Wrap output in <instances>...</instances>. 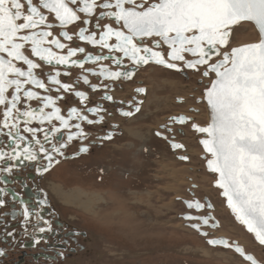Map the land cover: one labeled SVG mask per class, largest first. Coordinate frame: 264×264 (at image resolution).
<instances>
[{
  "label": "snow or ice",
  "instance_id": "1",
  "mask_svg": "<svg viewBox=\"0 0 264 264\" xmlns=\"http://www.w3.org/2000/svg\"><path fill=\"white\" fill-rule=\"evenodd\" d=\"M104 20L110 23L102 24ZM249 22L258 29V42L231 47L229 51L236 30ZM73 24L79 27L76 33L79 41L99 45L109 55H93L86 53L84 47L62 43L61 38L73 41V35L65 30ZM57 29L59 32L55 34ZM113 37L115 42L109 43ZM53 48L66 49L67 54H58ZM77 53L84 54L83 59H70ZM189 55L191 59L187 58ZM213 55L217 57L215 61ZM109 59L124 70L111 71L102 66L97 72L85 68L88 62L95 64ZM125 59L130 66L125 65ZM149 63L176 71L193 70L206 78L214 74L204 93L210 122L207 126H192L195 131L206 134L200 143L211 156L207 159V168L217 175L215 185L222 190L227 207L236 221L264 245V0H0V209L9 203L12 205L10 212H0V230L5 238H11L13 245L24 246L18 236L28 237L36 247L42 241L48 244L45 234L59 235L44 214L49 207L47 194L33 206L11 187L17 181L21 188L28 187L26 178L19 177L18 173L32 167L37 176H42L59 163L57 156L65 157L64 150L72 141L88 139L81 122L93 125L104 120L99 113L106 110L100 106L71 107L67 118L61 114L57 106V101L64 99L61 93L73 91L81 102L87 101L88 96L75 90L74 85L63 83L58 66H79L106 79H131L138 67ZM45 65L50 70L45 71ZM69 74L70 69H66L64 75ZM80 79L84 84L90 83L87 75ZM90 87L96 91L98 86ZM33 88L42 89L45 94ZM53 91L56 96L52 95ZM103 99L112 97L105 95ZM33 100L37 107L32 106ZM85 111L98 119H89ZM139 111L137 105L134 112L121 111V115L130 117ZM171 119L183 124L187 118ZM73 120L78 122L70 123ZM55 121L59 122L58 127ZM33 122L39 127H33ZM111 138L112 134L108 133L99 139ZM171 147L184 146L173 142ZM88 151L87 146L79 148V153ZM17 203L20 210L16 209ZM185 203L189 209L213 208L209 202ZM8 216L18 221L19 232L10 229L5 219ZM183 218L200 221L190 227L205 237L209 233L202 230L203 226L217 227L210 213L189 214ZM210 221L213 222L210 224ZM71 235L75 238L81 233ZM59 243L67 244V239ZM207 244L234 248L245 261L259 264L253 255L227 239L209 238ZM48 247L55 253L48 257L50 260L62 258L65 251L72 250L58 248L56 243ZM5 255V250L0 249V257Z\"/></svg>",
  "mask_w": 264,
  "mask_h": 264
},
{
  "label": "rangeland",
  "instance_id": "2",
  "mask_svg": "<svg viewBox=\"0 0 264 264\" xmlns=\"http://www.w3.org/2000/svg\"><path fill=\"white\" fill-rule=\"evenodd\" d=\"M258 38L259 36L253 26L246 24L242 29L238 28L236 30L228 50L231 47H237L236 45L256 42ZM141 74L140 78L145 82H142V84H148L149 89L155 87V97H159L161 102L157 103L156 106H149L148 110L145 109L142 116L133 121L132 127L146 129L149 132L148 136L151 137L152 130H157V127L164 121V116H166V120L169 118L165 111L167 113H180L187 111L190 107H193L196 111L198 110L199 114H196L195 117L197 125H205L208 122L203 99L204 91L209 87L211 77L208 78V81L205 78L202 81H197L199 77L195 76V78L192 77L193 79L189 80L182 75H174L151 66L147 68L145 73L142 72ZM150 78L158 79L157 82L170 81L175 85L154 84ZM135 85L134 82L132 86ZM158 87L160 88L159 92ZM130 88L129 86L125 87L127 93ZM117 95L124 96L119 92ZM180 97L184 99V102L181 105H176V99ZM125 130L127 132V129ZM142 135L143 133L138 132L132 134V136L130 135V137L137 138ZM189 135L191 136L187 137L185 141L191 151L197 152L195 155H191L192 158L188 164L177 161L166 152L165 157L162 158L163 161L150 154L149 162L146 163L148 168H146L143 179L144 186L139 189L141 191L135 188L142 186L140 183L143 176H139L138 182H136V179H130L132 193H134L128 199L133 203L131 205L128 202L131 205L129 206L131 210L125 209L123 202H121V206L118 204L116 207L114 204L112 205L113 201L109 199L111 194L108 195V192H105L108 189L107 185L101 187L100 190L102 191L96 190L95 185L100 187V183H96L94 179L88 178L85 181V179H77L78 177H70L67 182L63 183L64 186L77 192L80 191L85 195L90 196L93 193L97 195L94 197L93 210L95 211L86 214L81 207L77 205L73 207V204H67L66 198L58 193L57 197L60 201L63 200L62 202L67 206L69 205L70 208L88 216L83 224L80 223V226L89 235L85 251L81 257H77L75 262H69L68 264H249L231 250L208 246L206 238L201 237L196 231L187 227L183 219L179 218V215L185 209L176 199L178 197L182 199L189 198L188 189H197L194 192L196 193L194 197L198 199L208 198L214 207L213 214L219 221L220 227L216 230H210L208 237H225L231 241H236L244 247L246 253L253 254L258 261L264 264V247L258 245L252 234L248 233L236 221L226 207L225 200L220 195V190L214 187L215 177L206 170V160L203 159V156L201 157L203 150L197 144V139H200V136H194L193 133ZM151 140L153 138L150 139V145L153 143ZM153 146L162 149L163 145L154 143ZM187 153L189 154V150ZM135 163L134 161L130 162V166L135 165ZM191 168L192 170L189 172L188 170ZM49 188H51V185ZM62 192L66 191L62 190ZM67 192L69 194L71 190H67ZM125 196L129 197L120 193L117 196L115 195L114 198H125ZM99 199L102 201H99ZM120 212L123 214L116 218L112 215ZM204 250L209 253V256L203 255Z\"/></svg>",
  "mask_w": 264,
  "mask_h": 264
},
{
  "label": "flooded vegetation",
  "instance_id": "3",
  "mask_svg": "<svg viewBox=\"0 0 264 264\" xmlns=\"http://www.w3.org/2000/svg\"><path fill=\"white\" fill-rule=\"evenodd\" d=\"M107 23H110V21L105 20V22L102 24H107ZM112 26L115 27V25ZM77 29H79L78 26H76V28L69 30V34H73ZM90 30L94 31L93 28H91ZM72 42L73 43L71 47H77V46L84 47L86 53H91L93 55L96 54L108 55V53L105 50H102L100 48H92L87 45H80L75 43L74 40ZM60 54H64V53H60ZM187 58L191 59L188 56ZM80 59L81 58H77L76 60H80ZM124 63L125 65H129V61L127 60H125ZM101 65L108 67L109 70L111 71L124 70L122 67L118 68L112 62V60L109 61L105 60ZM69 67H71V65ZM148 67L150 66L139 68L137 69L139 72L136 70L137 72L135 71V74L132 76L133 78L131 79L120 78V80L117 81L116 83H101L100 81L91 79V85H97L98 86L97 88L99 89H97V91H93L94 93H92L86 88L83 87L81 88L82 90L86 91L88 94V100L84 101L85 106H82V104L74 100L73 96L70 93L71 91L60 94L64 97V99L58 100L57 106L61 108V114L64 115L66 118H67V110L70 109L71 107H76L77 109H86L95 106H100L102 109L106 110V111H101L99 113V115L104 116L103 122L93 125H88L86 122H81V126L84 128V131L88 134L87 140L72 141L71 144L67 147V149L64 150L65 157L67 158L57 156L56 159L59 160V163L54 164V166L48 172H45L42 176H37L32 167H27L22 169L18 173V176L21 178H26L25 182L27 183L28 187L21 188L19 181L13 183L11 187L16 192L20 193L22 197L27 199L29 203L32 204L33 206H35V201L37 199L43 198L44 195L47 194L49 207L45 209L44 214L46 218L52 221L53 228H56L59 231L58 236L45 234L47 235L48 238V244L56 243V246L58 248H70L72 250L65 251L62 258L57 256L55 260H50L48 259V257L55 255V253L52 251V249L48 247V244H45L42 241L40 245L33 247L32 242L28 237L21 238L18 236V240L23 239L24 246H21L20 243L13 245L11 238H5L3 231L0 230V249H4L6 252L5 256L0 257V264H68L69 262H75L77 257H81L83 255L89 235L87 234L86 231H84L82 226H80V223L83 224L84 220L87 219L88 216H86L82 212L70 208L62 201H60L50 190L49 186L51 184L53 183L63 184L67 182V180H69L70 177L71 178L78 177L77 179H81V180L85 179V181L88 178H91V180L94 179L96 183H100V187H97V185H95L97 188L96 190L99 189V191H102L100 190L102 189L101 187H105L107 185L108 189L110 190L107 189L106 192L111 194L110 198L112 199V201L114 200L113 202L115 203V206L116 204L121 206L122 204H119V202H123L124 208L131 210V207L129 208V206H131L133 203L128 200L131 198L130 196L129 197L125 196V198L124 197L117 198L119 201H116L117 199L116 197L114 198V196L115 195L117 196L120 193L127 195L132 188L130 179L131 178L133 180L136 179L137 180L136 182H138L140 179L139 176H143V178L141 179L142 182L140 183L142 186L139 188L137 187L135 189L141 191L139 189H142L144 186L143 179L146 172V168H148L146 163L149 162V157L151 155L155 158H160L162 160V158L165 157L166 155L165 152H166L167 154H170L172 158L176 159L177 161L184 162L186 164H188L191 161L192 157L187 153L190 147L185 140L187 139V137L191 136L189 135L190 133H193L194 136H197L196 132L192 129L193 128L192 125L196 124L197 122L195 121L196 120L195 117L192 115L193 114L196 115L199 113L198 110L196 111L193 107H190L187 111L180 113L177 112L167 113L165 111V114L167 116L169 115V118L166 120V116H164L165 119L157 127V130L154 131L152 130L151 137L148 136L149 133L146 129L143 130L142 128L140 129V128L132 127L133 119L136 117L140 118L142 115L139 116V114L140 113L143 114L144 112V111L141 112V110L143 109V105H144L143 97L145 96L146 91H144L143 95H140L136 93V90L138 88H143L145 90V86L142 84V82L144 83V81H142V79L139 78L138 75L142 72L145 73ZM151 67H155V66H151ZM86 68H93L96 70V66L93 67L88 66ZM157 68H160L169 73H173L174 75H178V74L182 75L184 76V78L189 80L192 77L193 78L199 77L197 78V81H202L203 78H206L203 77L200 74V72H196L193 70L185 69L184 71H176L161 67H157ZM44 70L48 71L50 69L47 65H45ZM57 70L61 71V73L65 72L63 69L60 68H58ZM202 70L203 68H201V71ZM70 74L72 76H75L76 74H78V71L72 70L70 71ZM168 75H172V74H168ZM59 78L63 83H68L70 85L73 84L72 78H68L64 75H61ZM134 82L136 83V85L132 86ZM127 86L131 87L128 90V93L125 90V87ZM101 88H105L106 91L102 90ZM33 90L40 92L41 95L45 94L44 90L42 89L33 88ZM118 92L126 97L117 95ZM52 95L56 96L57 93L53 91ZM105 95L111 96L112 99L111 100L103 99ZM134 99L139 100V103H136ZM140 102H142L143 104ZM176 102H177L176 105H181L184 102V99L181 97L177 98ZM31 104L33 107H37V102L35 100H33ZM137 105L140 107V111L135 112L133 116L125 117L121 115V111L134 112L135 106ZM84 114H86V111L84 112ZM180 116H184L188 119V120L186 119V123L184 125H178L177 122H173L171 119L172 117H180ZM88 117L89 119H98V116L96 115L88 116ZM142 120H146V119H142ZM54 123L56 124L57 127L59 126L58 121H55ZM70 123H76V121H71ZM32 126L39 127V125L36 122H33ZM45 127H47V124H45ZM129 128L139 130L138 132L143 133V135L138 138H132L130 137V134H127L125 130ZM169 128L171 129V131L168 130ZM62 131H66V130H62ZM72 131H75V129H72ZM157 132L162 133V135L157 136L156 135ZM108 133L112 134L111 139H107V140L99 139L100 137H104ZM38 137L42 138V134L38 133ZM164 137H166L167 139H165ZM151 138H153V140H151V142L153 143L150 145ZM4 140L5 142H7L6 137L4 138ZM198 140L199 139H197V144L199 145ZM173 142L180 143L184 147L181 149H173L171 147V144ZM154 143H157V145L160 144L163 145L161 147L162 149L153 146ZM81 146H87L89 151L87 153H79V148ZM181 156H187L189 159L181 160L179 159V157ZM202 156H204V154L201 155V157ZM133 161L136 163L135 165H131L132 166L131 168L130 162ZM102 184L105 185L101 186ZM194 190L188 189V193L190 195L189 198L182 199L181 197H178L176 199L177 202L181 203L185 209V211L181 215H179L180 219L181 216H183L184 214L204 216L207 212L206 211L202 213H196L193 210L192 211L187 210L182 200H192L194 197L192 196V194L196 196V193L194 192H196L197 189ZM5 199L9 200L10 198L5 197ZM199 200L203 202L204 198ZM128 202L129 204L131 203V205H129ZM114 203H112V205ZM11 207L12 205L11 203H9L4 209H0V212H10ZM16 209L17 210L21 209V206L18 203L16 204ZM48 213H53V214L49 216ZM5 219L9 222L10 229L15 228L17 229V232L20 231L18 221H12L10 216L5 217ZM20 219H22V217ZM184 223L187 224L185 221ZM205 230H207L208 232L210 231L209 228H206ZM73 232L81 233V235L72 238L71 234ZM63 239H67V244L59 243V241Z\"/></svg>",
  "mask_w": 264,
  "mask_h": 264
},
{
  "label": "water",
  "instance_id": "4",
  "mask_svg": "<svg viewBox=\"0 0 264 264\" xmlns=\"http://www.w3.org/2000/svg\"><path fill=\"white\" fill-rule=\"evenodd\" d=\"M105 22V20L104 21H102L101 23H104ZM247 24H250V25H252L253 27H254V29L256 30V32H257V34H258V29L255 27V25L254 24H252L251 22H249V23H247ZM76 26H77V24H73V25H69V26H67V28L65 29V30H67V31H69V30H71V29H73V28H76ZM84 26V25H83ZM115 27H119V25H115ZM94 29V28H93ZM78 31H79V29H77L73 34H70V35H73V40L75 41V43H77V44H80V45H87V46H90V47H92V48H100V46L99 45H96V46H93V45H90V44H88L87 42H84V41H79L78 40V38H77V36H76V33H78ZM94 31H96L95 29H94ZM57 32H59V29H57ZM58 34V33H57ZM98 36H99V33H97V38H98ZM258 36H259V34H258ZM259 40V39H258ZM61 42L62 43H65V44H69L70 46H72V41L70 42V41H66V40H64L63 38H61ZM115 42V37H113L110 41H109V43H114ZM256 42H258V41H256ZM254 43V42H253ZM246 45V44H245ZM241 46H243V45H241ZM166 47V46H165ZM101 49V48H100ZM53 50L54 51H56L58 54H60V53H64L65 55L67 54V50L65 49V50H59V49H55V48H53ZM102 50H105L107 53H108V55H109V52H108V50L107 49H102ZM230 51V50H229ZM115 55L116 54H118V53H114ZM118 55H120V54H118ZM83 57H84V54H81V53H77L76 54V56H74V57H71L70 59H72V60H76L77 58H81V59H83ZM188 57H190V58H192L190 55L188 56ZM38 59V58H37ZM215 59H217V57L215 56V55H213V57H212V60H215ZM109 60H111V59H109ZM108 60V61H109ZM125 60H127V59H125ZM105 60H102V61H100V62H98V63H93V62H88L86 65H85V68L86 67H88V66H90V67H93V66H96V70L95 71H99V69H100V67H102L103 65H101L103 62H104ZM147 66H155V67H161V68H166V67H164V66H160V65H156L155 63H149V64H147V65H143V66H140V67H138L137 69H139V68H144V67H147ZM104 67H106V66H104ZM58 68H60V69H63L64 71L66 70V69H70V71H72V70H76V71H78V74H76L75 76H72L71 74H69V75H64V72L62 73V75H64V76H66V77H68V78H72V81H73V84H71V85H74L75 86V90H77V91H83V92H85L86 94H87V92L86 91H84V90H82L81 88L83 87V88H86V89H88L90 92H92V93H94L93 92V90L91 89V87H90V85H91V79H95L96 81H100L101 83H116L117 81H119L120 79H106V78H104V77H98V76H96V75H93L92 73H90V72H87V71H85V70H82V69H80L79 68V66H71V67H69V66H64V65H60V66H58ZM108 68V67H107ZM109 69V68H108ZM136 69V70H137ZM166 69H168V68H166ZM172 70V69H171ZM119 71V70H118ZM83 75H87L88 76V79H89V84H84V82H83V80L82 79H80V77H82ZM212 79H214V74H213V78ZM210 84H211V82H210ZM209 87H210V85H209ZM97 89H99V88H97ZM102 90H104V91H106V89L105 88H101ZM71 93V95L73 96V98H74V100L75 101H78L80 104H82V106H85L84 105V102H81L80 101V99L78 98V97H76L75 96V94H74V92L73 91H71L70 92ZM136 93L137 94H140V95H143L144 94V92H142V93H139V92H137L136 91ZM204 93H205V91H204ZM87 96H88V94H87ZM135 100V102L136 103H139V100H136V99H134ZM202 101V100H201ZM200 101V102H201ZM204 101V104H205V106H206V111H207V115H208V122L205 124V125H202V126H207V124L210 122V109H209V107H208V105H207V103H206V100L204 99L203 100ZM86 114H88V116H94L92 113H88V112H86ZM73 121H75V120H73ZM77 122V121H76ZM186 123V122H185ZM185 123H183V124H181V123H179V122H177V124L178 125H184ZM200 126V125H199ZM193 130H194V128H192ZM195 131V130H194ZM196 132V134L197 135H199L200 136V139L198 140V142H199V145L201 146V148H202V150H203V154H204V159L206 160L205 161V167H206V170L210 173V174H212V175H214V177H215V181H216V179L218 178L217 177V175L215 174V173H212V172H210L209 170H208V168H207V159H211V156H210V154H208V153H206L205 152V150H204V148H203V145L200 143V140H202V139H205L206 138V134H203V133H199V132H197V131H195ZM214 187L215 188H217V189H219L218 187H216V185H215V182H214ZM220 190V192L222 193V190L221 189H219ZM220 193V195H221V197L225 200V204H226V207H227V202H226V198L225 197H223L222 196V194ZM192 196H194L193 194H192ZM183 201V203L185 204V206H186V208H187V210H189V211H195L196 213H202V212H204L205 210L207 211L206 212V214L205 215H208L209 213L211 214V216H213L214 218H215V216H214V214H213V209H214V207L212 208V209H208L207 207H205V209H202V210H196L195 208H193V209H189L188 207H187V205H186V203H185V201H200L198 198H196V197H193V199L192 200H182ZM201 202V201H200ZM205 202H209V203H211V201L208 199V198H204V200H203V202H201V203H205ZM212 204V203H211ZM228 208V207H227ZM228 210L231 212V210L228 208ZM232 214V213H231ZM185 215H189V214H184L183 216H181V218L187 223V224H185L187 227H189V228H191L190 227V224H192V223H200V221H197V220H192V221H188V220H185L183 217L185 216ZM204 215V216H205ZM233 215V214H232ZM193 216H200V215H193ZM234 216V215H233ZM235 218V217H234ZM192 222V223H191ZM213 221H210V224L212 223ZM214 222L217 224V227L216 228H211L210 226H203V231H206L205 229L206 228H209L210 230H216L217 228H219L220 227V223H219V221L215 218V220H214ZM238 222V221H237ZM239 223V222H238ZM240 224V223H239ZM241 225V224H240ZM242 226V225H241ZM243 228H245L244 226H243ZM191 229H193V228H191ZM194 231H196L195 229H193ZM245 230H246V228H245ZM247 231V230H246ZM201 237H204V238H206V243H207V239H209V237H205V236H203V235H201V233L200 232H198V231H196ZM208 232V231H207ZM209 233V232H208ZM251 234V233H250ZM210 235V234H209ZM252 236H253V238H254V240H255V237H254V235L252 234ZM218 238H224V239H227V240H229L231 243H234V244H238V242H236V241H231L230 239H228V238H225V237H218ZM256 241V240H255ZM256 243L258 244V245H260L259 243H258V241H256ZM240 247H242L243 249H244V247L243 246H241L240 244H238ZM208 246H210V247H212V248H222V249H225V250H231V251H233L237 256H239V257H241L238 253H236L235 251H234V248H231V249H226V248H223L222 246H211V245H209L208 244ZM261 247H264V245H260ZM245 253H246V251H245ZM246 254H250V253H246ZM251 255H253V254H251ZM254 256V255H253ZM255 257V256H254ZM243 260H244V258L243 257H241ZM256 258V257H255ZM257 259V258H256ZM258 260V259H257ZM245 261V260H244ZM245 262H247V261H245ZM259 262V264H262L260 261H258ZM247 263H249L250 264V262H247Z\"/></svg>",
  "mask_w": 264,
  "mask_h": 264
},
{
  "label": "bare ground",
  "instance_id": "5",
  "mask_svg": "<svg viewBox=\"0 0 264 264\" xmlns=\"http://www.w3.org/2000/svg\"><path fill=\"white\" fill-rule=\"evenodd\" d=\"M254 28V27H253ZM256 31V30H255ZM259 39V38H258ZM251 43H253V42H251ZM246 44H249V43H246ZM242 45H245V44H242ZM236 46H238V45H236ZM239 46H241V45H239ZM70 66V65H69ZM86 69H88V68H86ZM138 71V70H137ZM136 71V72H137ZM63 72V71H62ZM139 72V71H138ZM151 72V71H150ZM141 74V73H140ZM138 75V77L140 78L141 77V75ZM153 75V74H152ZM136 77V76H135ZM133 78V77H132ZM213 78V75H212V77H211V79ZM153 82H154V84H163V86L164 85H171V86H173V85H175L173 82H170V81H162V82H157V80L155 79V78H150ZM205 79H207V78H205ZM207 81H208V79H207ZM154 89V91H152ZM158 89V92L160 91V88L158 87L157 88ZM97 91V90H96ZM152 91V92H151ZM98 92H99V90H98ZM149 92H151L150 94H149ZM146 93V92H145ZM156 92H155V87H152V88H148V92H147V99H146V101H145V104H144V106H143V109L141 110V112L142 111H144L145 109L146 110H148L149 109V106H151L152 105V107L153 106H156V104L157 103H159V102H161V100H160V98L159 97H155L156 95ZM114 99V98H113ZM163 100V99H162ZM204 100V99H203ZM96 101V100H95ZM164 101V100H163ZM90 102V101H89ZM112 102H113V100H112ZM204 102V101H203ZM88 103V102H87ZM86 103V104H87ZM143 104V103H142ZM141 104V105H142ZM105 105V104H104ZM107 105H109V104H107ZM103 107V106H102ZM206 107V106H205ZM142 108V107H141ZM112 109V108H111ZM192 113V112H191ZM142 115V113H140L139 114V116H141ZM138 116V117H139ZM146 116V115H145ZM192 116H194V117H196V115H192ZM207 118H208V115H207ZM119 120V119H118ZM188 120V119H187ZM122 121V120H121ZM172 123V122H171ZM123 124H124V122H123ZM173 126V125H172ZM133 131H135V132H133ZM138 131L139 130H135V129H127V134H130V135H132V134H137L138 133ZM145 133V132H144ZM149 133V132H148ZM134 136V135H133ZM138 138V137H137ZM141 139V138H140ZM196 152L197 151H194V150H190L189 149V155L191 156H193V155H195L196 154ZM194 153V154H193ZM191 156V157H192ZM188 168H190L189 166H188ZM190 170H192V168L191 169H189L188 171L189 172H191ZM187 171V172H188ZM52 181V180H51ZM48 182V181H47ZM65 184H61V183H57V184H55V183H53V184H51V188H50V190L54 193V195L57 197L58 196V193L60 194V195H63V197H65L66 198V203L68 204V203H70V204H73V207H74V205H77L78 207H81V209H83V210H85V212H86V214L88 213H92V212H94L95 210H93V208H94V197L95 196H97L96 195V193H93L92 195H85L84 193H81L80 191L79 192H77V191H74L73 189H70L69 187H67V186H64ZM214 185V184H213ZM200 186V185H199ZM83 189V188H82ZM62 190L63 191H66V192H62ZM67 190H71V192H69V194H68V192H67ZM73 190V191H72ZM92 192V191H91ZM106 192V191H105ZM133 192V189H131V191H129L128 192V194H127V196H132L134 193H132ZM204 192H205V190H204ZM67 193V194H66ZM113 193V192H112ZM149 193V192H148ZM59 195V196H60ZM108 195H109V193H108ZM137 195V194H136ZM135 195V196H136ZM140 195V194H139ZM207 195V194H206ZM102 196V195H101ZM107 196V195H106ZM105 196V197H106ZM150 196V195H149ZM102 197H104V196H102ZM138 197V196H137ZM148 197V196H147ZM58 198V197H57ZM56 198V199H57ZM60 198V197H59ZM100 198V197H99ZM98 199V198H97ZM106 199V198H105ZM109 199H111V198H109ZM62 200V199H61ZM107 200V199H106ZM112 200V199H111ZM140 200V199H139ZM138 200V201H139ZM63 201V200H62ZM97 201V200H96ZM99 201H102V200H100L99 199ZM114 201V200H113ZM104 202V201H103ZM99 203V202H98ZM114 203V202H113ZM105 204V203H104ZM119 204H121V202H119ZM114 205H115V203H114ZM117 205V204H116ZM133 205V204H132ZM69 206V205H68ZM108 207V206H107ZM116 207V206H115ZM81 211V210H80ZM115 211V210H114ZM97 212V211H96ZM112 212V211H111ZM133 212V211H132ZM230 212V211H229ZM116 213V212H115ZM134 213V212H133ZM231 213V212H230ZM123 213H118V214H112L113 216H114V218H116V217H118V216H120V215H122ZM96 215H98V214H96ZM97 218V217H96ZM245 229V228H244ZM203 255L204 256H209V253L206 251V250H204L203 251Z\"/></svg>",
  "mask_w": 264,
  "mask_h": 264
},
{
  "label": "crops",
  "instance_id": "6",
  "mask_svg": "<svg viewBox=\"0 0 264 264\" xmlns=\"http://www.w3.org/2000/svg\"><path fill=\"white\" fill-rule=\"evenodd\" d=\"M144 83H145V82H144ZM144 86H145V91H146V93H145V96L143 97V100H144V104H145V99H146L147 92H148V84H145ZM143 106H144V105H143ZM135 119H137V117L134 118L133 121H134ZM131 136H132V135H131ZM199 189H200V188H199ZM201 189H203V187H201Z\"/></svg>",
  "mask_w": 264,
  "mask_h": 264
}]
</instances>
